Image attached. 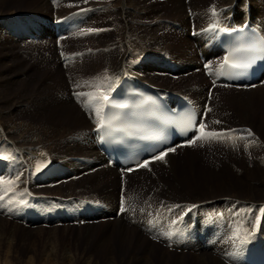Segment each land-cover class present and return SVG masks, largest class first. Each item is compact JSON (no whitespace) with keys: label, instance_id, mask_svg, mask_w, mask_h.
Segmentation results:
<instances>
[{"label":"rangeland","instance_id":"rangeland-1","mask_svg":"<svg viewBox=\"0 0 264 264\" xmlns=\"http://www.w3.org/2000/svg\"><path fill=\"white\" fill-rule=\"evenodd\" d=\"M92 1L98 5L84 6L88 0H67L78 9L74 8L68 14L72 20L71 27L61 34L67 38L58 43L59 37L48 36L49 31L53 32L51 21L53 23V20L63 17L57 14V0H51L50 7L43 11L36 10L32 1L0 0V129L15 126L28 133L39 131L41 137L35 139V146H48L54 161L72 160L69 163L59 161L56 165L61 164L64 168L54 166L44 173L41 180H36L34 176L35 180L31 176L27 177L28 181L23 187L15 188L17 194L23 193L17 196L23 203L13 202L0 206V264H213L211 255L207 253L199 256V252L190 249L180 251L174 247L170 248V244L166 246L163 243L162 247L152 246L157 240L152 239L145 229L126 219V215L123 218L124 225L117 222V219L122 217L116 216L115 209L123 190L124 195L132 198L133 206H155L153 212L158 218L154 223L161 221L159 226L163 227L161 230L154 228L153 232L163 235L170 230L162 220L163 215L170 214L169 208H164V204H171L173 208L180 202L193 203L198 199L224 194H235L234 197L241 201L250 195L253 187L264 191V130L245 120L240 107H235L240 97H246L245 94H240L241 90L218 88L224 89L220 91L215 88L214 96L221 105L216 109V113L213 112L209 117L213 130H235L232 135L237 143L233 144L239 146L233 145V149H239L238 154L235 153V156L239 157L227 159L232 162L227 163L230 166L227 167L222 161L211 164L215 158L210 155L207 159L200 160L201 162L198 159L202 157L201 154L197 157L194 155L190 163L187 159H179L201 149L203 145L180 151L173 157L179 159L176 182L168 177L172 180H164V187V184L160 185L159 182H137L140 175L129 177L124 182L118 170H114L112 178L106 177L104 185L96 178L100 174L95 177L90 170L95 167H91V159L94 157H85V164L72 158L85 156L82 145L85 143L92 146L95 133L91 131V123L83 128L86 133L85 139L81 140L82 145L78 142L79 139L75 141L77 144L66 141L70 134L76 135L75 131L81 130L79 127L83 126L72 124L67 118L64 120L63 115L67 107L65 102L71 100L61 95V92L66 90L74 97L75 93L95 91V88L88 86L89 83L98 84L100 80H107L105 78L108 72H104L105 70L100 76H93L92 70L97 68L93 67V60L101 55V58L107 56V60L115 63L124 58L129 64L135 65L137 72L148 82L155 85L179 90L191 95L195 101L199 96L207 99V89L212 83L203 72L196 71L202 67L200 48H197V45L199 43L205 50L203 40L208 39L212 32L209 23L216 21L219 16L218 0H200L201 9L199 7L196 10L190 5L191 0ZM249 1L251 3V0ZM253 2L254 0L252 5ZM244 6L245 0H242L239 4L241 12ZM213 10L215 16L212 14ZM256 10L260 13L263 9L257 6ZM200 13L203 15L198 20L195 16ZM81 15H85L84 19L75 22ZM202 26L204 39L191 38L190 31H196ZM40 42H44L42 46ZM50 53L55 61H45L44 54ZM154 57L156 61L152 63ZM191 57L197 64L190 65L186 62V59ZM89 60L92 62H88ZM164 65H169L172 73L161 71L160 68ZM198 85L202 86L203 92L198 93ZM179 91L176 92L180 93ZM221 92H227L228 101ZM87 108L84 107V110ZM262 113L264 114V111ZM93 116L89 110L85 119L93 120L95 117L96 127V115ZM259 116H254L256 122L264 123V116ZM240 124L245 125L243 129L234 128ZM246 130H250L252 135L249 136ZM18 132L21 133L12 131L11 135L17 137ZM24 135L26 138L32 137L30 134ZM27 141L28 139L25 143L29 144ZM228 146L232 148V145ZM22 162H25V159ZM83 165L87 169H80ZM10 166V157L0 159V179H12L14 173L12 172L10 177ZM189 170L194 172L192 175L197 185L188 177L191 175ZM56 172L60 177H52L48 181L47 179ZM151 172L158 173V167L148 173ZM116 174L119 177L114 180ZM26 175L28 176V173ZM218 176L219 179H216ZM21 184H24L23 180ZM255 194L260 193L255 191ZM11 195L12 193H9V196ZM221 197L226 198L225 195ZM67 198H72V202L65 203L69 202ZM7 199L8 197L0 204H5ZM54 206L55 209H62L61 212L54 211ZM179 206L175 208L182 207V210H186V207ZM213 206H217L212 208L211 212L216 221H211V224L224 226L225 213L222 212L216 217L220 209L224 208V203L212 204ZM82 207H89L93 211L98 209L93 217L87 216L85 218L88 220L78 224L73 222L75 219H67L69 213H64L63 210L74 208L79 211ZM226 208L233 217L237 213L241 214L233 208L225 206ZM142 213L147 212L143 210ZM231 214L228 213L229 216ZM198 215L200 218L205 217L203 212ZM25 218L31 219L26 221ZM62 219L65 220L64 223L59 224L61 221L57 220ZM149 219V215L142 218L144 221ZM213 228L221 231L216 226ZM201 244L208 245L202 242Z\"/></svg>","mask_w":264,"mask_h":264},{"label":"bare ground","instance_id":"bare-ground-1","mask_svg":"<svg viewBox=\"0 0 264 264\" xmlns=\"http://www.w3.org/2000/svg\"><path fill=\"white\" fill-rule=\"evenodd\" d=\"M16 1L20 2V1H24V0H16ZM27 1H32L35 4L36 10L39 9L40 11L47 10L51 4L50 3L51 0H48V1L47 0H45V1L40 0L39 2H38V0H27ZM199 1L200 0H191L190 5H193L194 10L199 9V7L201 9V5H200ZM252 1L253 0H251V5H252ZM241 2H242V0H218V7H220V6L229 7V9L227 10V16L229 17V19L226 21V23H228L229 25L227 27H225V29L240 27L244 24H253L255 27L259 28L264 35V24L260 21V18L264 19V0H254L253 5H252V14L250 12V9L247 8L245 11V16H242V13H241V10L239 7V4H241ZM234 3H235V5L233 6ZM215 4H217V3H215ZM95 5H98V3L97 2L95 3V1H92V0H88V3L84 4V6H90V7H93ZM55 6L57 7V14H59V15L61 14V16L70 14V11L75 8V7H73V4L67 2V0H57ZM257 6L262 7V9H263L262 12H260V13L257 12V10H256ZM75 9H78V8H75ZM233 11L237 17H240V19H235L233 17ZM201 12H203V11H201ZM202 15H203V13H200L199 15H197L195 17H197L199 20L200 18H202ZM84 16L81 15L80 16L81 19L78 17V20H76L75 22L82 21L84 19ZM58 18H60V17H58ZM203 18L205 19V17H203ZM202 27H204V26H202ZM51 28L53 29L54 33L49 31L48 36L57 38L58 34L56 33V29H54L53 25ZM51 28L49 27L50 30H51ZM62 29H63V27H62ZM17 35H19V34H17ZM20 37L23 38V36H20ZM43 43L44 42H42V43L40 42L41 46L43 45ZM203 43L205 44V51L208 53V51L210 49V43H208V39H207V41L203 40ZM124 51H125V49H124ZM190 52L191 51H189V53ZM40 56H42V55H40ZM100 56H98L96 58V60H93V62H94L93 67H97V68L92 70V71L94 74L93 76H95V77L100 76L104 72H108L107 73V80H105V81L100 80L99 81V83L103 84L102 90L107 95L110 94L112 87L114 88L116 86V84L120 81V79L125 75H129L131 77H139L143 80H146L142 75H140L139 72H137V67H135V65H133V64H129L128 63L129 61L125 60L124 58L120 59L117 63H115L114 61L107 60L106 59L107 56H104V58L103 57L101 58ZM43 57H44L45 61L46 60L55 61L53 54L51 55V53L49 55L44 54ZM139 58H140V56H139ZM88 62H92V61L89 60ZM186 62L190 65L197 64L196 60H193L192 57H191V59H186ZM92 71H90V73ZM146 81H148V80H146ZM198 89H199L198 93H200L201 91L203 92L202 86L198 85ZM216 90L221 91L224 89L216 88ZM221 93H222V95H224L223 97L225 99L229 97L227 92H221ZM231 93H233V92H231ZM235 93H238V92H235ZM242 93L245 94L246 97L245 98L240 97V101L238 103H236L235 107L236 108L240 107L242 116L245 120L251 122L252 124H256L259 128L264 130L263 121H262V123H263L262 124V123H259V121L256 122V120L254 119V116L257 114H259L262 117L264 116V114L262 113V111H264V87L258 86L256 88H253L250 90H241L240 94H242ZM178 94H180V93H178ZM61 95L67 96V98L71 100V101L65 102V104H66L65 106H67V107L65 110V114L63 115L64 120L67 118V119H69V121L73 122L72 124L77 123L78 125L83 126V127H79L81 130L78 129L77 131H75L76 135L70 134L68 136V138H66V141L70 142V144H74L75 141H77L79 139L80 141H78V142L82 145L81 140L85 139L84 135L86 133V131H85L86 129H83V128L85 126H89V124L91 125V123H92L91 131H94V133H95L94 134L95 135L94 136V142L92 141V146H90V145L87 146V144H85V143H84V145H82V147H83L82 152L85 153V156L79 157V156H73L72 155L73 156L72 158H75L81 164H85L87 162L85 157H88V156L94 157L91 159L93 161L91 167H94V166L95 167L93 169H90V170H91L92 174L94 173L93 175L95 177L100 174L99 177H96V178H99L100 183L105 185L106 184V177L109 176L110 178H112V175L114 174V170H118V169L117 168H111L110 166H108V164H107L108 159L105 158V155L101 152L102 150H100L101 148L99 146H97L95 143V138L97 137V135L99 133V131L97 129H95V125H94L95 124V117H94L95 111L92 107L90 108V106L86 110H84L87 98H85L83 96H77L75 93V96L73 97L70 94H68L66 90L61 92ZM215 95H217V94H215ZM206 100H208V97H207V99H203L202 96H199V99H197L196 102L197 103L206 102ZM211 104H212V108H211L212 110L209 112V115L214 114L213 112L216 113V109L218 108L219 105H221L217 102V99L215 96L212 98ZM77 107L80 109L78 110ZM89 110L91 113L94 114L93 120H86L85 119L86 114H88ZM78 119H80L79 122H77ZM244 126H245L244 124H240V125H236V128H237V130L243 129ZM12 131H21V133L18 132L19 136L13 137L11 135ZM24 134H30L32 137L26 138ZM40 137L41 136L39 134V131L33 132V133H28V132H26V130L23 131L21 127L16 128L15 126H9L8 129L7 128L5 130L0 129V157H5V156L10 157V162L12 165V166H10V177L12 176V172L14 173V176H17V175L20 176V181H19L20 184L17 185V187H20V188L23 187L25 185V183L28 181L27 177L31 178L33 176L39 175L40 173H42V175H43L45 171L49 172L50 169H52L54 166H58V168H64L61 164L56 165V164H59V161H61V160H63L65 163H69L72 161V160H68V159H67V161H65V159H61V160L59 159L57 161H54V159L50 155V148L48 146H35L36 141H37L35 139L40 138ZM27 139H28L27 142H29V144L25 143V140H27ZM75 144H77V143H75ZM228 145H232V148L229 147ZM233 145H234V147L239 146V145H235L232 143L228 144V141L226 142V144H223V143L222 144L207 143V144L203 145V147L201 149L196 150L193 153L181 156L179 159H187L190 163V162H192V159L195 156L197 157L198 155L201 154L202 157L198 158L199 161L202 159L203 160L207 159L210 155L211 157L213 156L215 158L214 161L210 162L213 165L215 163H217L218 161L220 163H221V161L224 162L225 165H227V163L231 164L232 162L230 160H227V159L233 158V156L239 157V156H235L236 154H238L237 152H239V149L234 150ZM193 148L194 147H183V148H180V150L178 152L176 150V152L168 153L162 160H157L155 162H152L146 168L143 167V168H140L139 170H136L134 172H130V173H128L127 177L129 178V177H132L135 175H140V178L137 179L138 180L137 182H143L144 181L145 183L149 182V184L152 182H157V183L159 182V184L161 183L160 185L164 184L162 186L165 187V183L163 182L164 180L168 182L169 180L173 179V181H175V178L178 176V174H177L178 173L177 163H178L179 159L178 158L174 159L173 157L177 156V153H180V151L184 152V151L191 150ZM241 150H243V148H241ZM5 151L8 153H5ZM243 155H244V151H243ZM23 158L25 159V162H22V161H24ZM72 158H70V159H72ZM172 158L174 161H172ZM0 159L3 160V158H0ZM38 163H40L42 165V167L40 168V171H36V167H37ZM154 167H158V173L152 174V172H151V174H149L148 172L152 171V169ZM159 167H160V169H159ZM227 167H230V166L227 165ZM81 168L84 170L87 169V168H84V165L80 166V169ZM189 172H191V175L188 177H190L194 180L193 175H192V174H194V172L190 171V170H189ZM26 173H28V176L26 175ZM109 173H110V175H109ZM14 176L12 177V179H15ZM172 176H175V177H172ZM52 177L58 178V177H60V175H58L56 172V174H53L50 177V179H47V180L48 181L51 180ZM118 177L119 176L116 174V177L114 178V180H116ZM168 177H171L172 179L168 178ZM33 179H34V177H33ZM216 179H219V176ZM21 180H23V182H24L23 185L21 184ZM36 180H41V179L39 176H37ZM184 181H186V180H184ZM167 182H166V184H167ZM194 182L197 185L196 179L194 180ZM173 186H174V189H176V186L175 185H173ZM255 191H257V192L259 191L260 194L256 195ZM49 195H50V193H49ZM224 195L226 196V198L221 197ZM224 195H215L212 197H207L206 199L205 198L198 199L197 201L193 202V204L191 205V207H189V209L194 211V212L197 211L201 214L202 210L206 211L208 209H211V208H209L210 206H208V205H211V204L215 205V204H220L221 202H223L224 208L222 207L220 209V213L216 214V217H219V215L222 212L227 214V215H228V213L231 214L227 210V208L225 209V206H228L231 209L233 208L234 210H236L238 212L240 211V213H243L245 211V213H244L245 216L248 215V212H250L251 208H253V207H255L257 209L260 206V204L263 205L262 207H264V191L261 189L259 190L258 188L253 187L250 195L246 196L247 198L241 199V201L238 197L237 198L234 197V196H236L235 194L234 195L224 194ZM127 202H128V204L129 203L132 204V198H130V200ZM258 203H260V204H258ZM118 204H119V199L117 202V208L115 209L116 210L115 213L118 210ZM183 204H184L183 202L179 203V205H181L183 207H187V206H184ZM241 204H242V207H240ZM202 208H204V209H202ZM186 212H188V210ZM258 212H259V210H258ZM212 216H213V214H212ZM231 216H232V214H231ZM121 217H122V219H117V222H119V223L122 222V224H123L124 223L123 218H125V214ZM156 225L157 226L161 225V221H159L158 224H156ZM213 229H214L213 227L208 228L207 233H205L204 237H202V233H198L196 228H193L188 233H183L181 235L177 232V234H175L174 237L172 236V238L170 240L168 239V241H169L170 246H172L174 248L184 249V250L190 249L191 251L199 252L200 254L197 253L199 256L204 254V253L210 254L211 255L210 259H211L213 264H247V263H245V260H242V261L238 260L240 256H236V258H234L233 256H231L230 254L227 253V250H225V242H223L222 246L219 244L220 241L225 239V236L222 235L221 232H218V231L213 230ZM247 229L248 230H254L255 228H253L252 226L251 227L248 226ZM254 231L258 232L257 228ZM144 240H146V239H144ZM201 242L203 244H208V245H202ZM152 246L162 247V243L161 242L159 243V241H155Z\"/></svg>","mask_w":264,"mask_h":264},{"label":"snow or ice","instance_id":"snow-or-ice-1","mask_svg":"<svg viewBox=\"0 0 264 264\" xmlns=\"http://www.w3.org/2000/svg\"><path fill=\"white\" fill-rule=\"evenodd\" d=\"M213 16L216 15L215 10H213ZM215 27V25L213 26ZM240 31H243V29H240ZM235 53H241L243 54L240 58H234ZM261 53H264V37L256 38V39H250L248 43L243 44L241 47L237 48L235 52H230L228 56H226L223 60L222 66H228L231 69H246L250 66L251 62L257 58V56ZM107 79V77L105 78ZM79 87V85H77ZM90 87L95 88L96 90L93 92L88 93H76L77 96H85L87 98L85 107H92L95 111V115L97 117V130H101L104 128H111L112 124L111 121H105L103 118V110L105 105H108L110 107L118 108V109H124L127 108L128 105L126 104H112L109 100V96L102 90L103 84H91L89 83ZM211 111V109H209ZM215 123H220L219 121H215ZM185 128L187 130H192L197 133L194 140L191 141V144H195L197 140L203 141V142H209V141H224L225 139L231 141L234 143V137L232 133L235 130H230L228 132H217V131H207V125L204 123H200L197 125L196 123V117L195 114L190 115L186 122H185ZM248 131V135L251 136L252 133L250 130ZM170 151H175L174 148L169 149ZM3 159H7V157H0ZM164 157L163 155L156 156L155 159L162 160ZM141 167H148L147 163H143L139 165ZM42 165L40 163L37 164L36 171H40V168ZM20 181V176L17 175L15 179H0V202H5V198L8 197L5 204H0V206H6V204H12L13 202L16 203H23L22 200H18V195H23V193L17 194L15 192V188L18 185V182ZM9 193H12L11 196H9ZM123 201L121 202V211H126L127 209L123 206ZM180 207L179 205L173 206ZM194 207V206H193ZM11 210V209H9ZM190 210V209H189ZM143 211V209H141ZM169 211H172V208L169 209ZM239 215V213H237ZM182 219V217H181ZM172 224L175 225L176 221L173 220ZM258 227L257 225H254L253 228ZM253 232H249L247 228L244 227L243 223L237 222L233 231L232 235L229 237V239L235 243L236 241H239L240 244H245L248 242L249 238L253 235ZM173 233L171 231H168L165 233V238L171 239Z\"/></svg>","mask_w":264,"mask_h":264}]
</instances>
